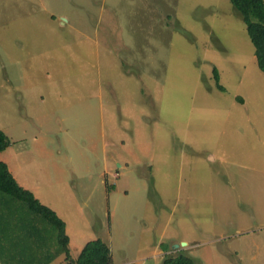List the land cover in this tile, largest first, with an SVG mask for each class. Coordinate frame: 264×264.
<instances>
[{"label": "rangeland", "instance_id": "1", "mask_svg": "<svg viewBox=\"0 0 264 264\" xmlns=\"http://www.w3.org/2000/svg\"><path fill=\"white\" fill-rule=\"evenodd\" d=\"M0 129L72 256L264 264V74L229 0H0ZM0 197V252L55 235Z\"/></svg>", "mask_w": 264, "mask_h": 264}, {"label": "trees", "instance_id": "2", "mask_svg": "<svg viewBox=\"0 0 264 264\" xmlns=\"http://www.w3.org/2000/svg\"><path fill=\"white\" fill-rule=\"evenodd\" d=\"M229 2L241 15L246 33L254 49L257 67L264 74V0H229ZM213 77L216 88L224 90L222 85L218 83V73L215 67L213 68ZM237 99L242 102L240 97ZM10 144L9 137L0 129V152L4 151ZM110 186L114 185L107 187L110 189ZM0 193L24 203L29 212L38 215L39 219L44 222L40 227L34 225L32 231L26 230L25 224H21L20 231L25 232V234L33 231L47 233L49 232L47 226H51V229L55 231V235L51 234L50 240L49 238H46L45 241L40 240V236L36 235L37 240H30V244L27 245L25 241L21 247L17 245V248L20 249L17 254L21 255L17 258L8 252L6 249L8 247H3L0 252V264H111L110 250L100 238L87 241L78 255L72 256L64 221L53 209L41 203L30 190L22 187L2 160H0ZM0 207L9 209L13 205L9 199L0 197ZM35 222L39 223L38 221ZM23 237L25 238L24 234ZM166 248L164 246V249ZM59 256L62 257L61 261L57 259ZM162 264L196 263L187 255L177 252L172 255H165Z\"/></svg>", "mask_w": 264, "mask_h": 264}, {"label": "crops", "instance_id": "3", "mask_svg": "<svg viewBox=\"0 0 264 264\" xmlns=\"http://www.w3.org/2000/svg\"><path fill=\"white\" fill-rule=\"evenodd\" d=\"M6 150V149H5ZM1 153V152H0ZM8 167V166H7ZM8 169H9V171L11 172V174L13 175V177L15 178V180L21 185V182H22V176L19 174V173H14L9 167H8ZM22 187H27L26 186V184H25V182H23V184L21 185ZM29 189L28 190H30L31 191V189H32V186L31 187H28ZM33 194H34V196L36 197V198H38L39 199V201L41 202V203H43V204H45V205H47L48 207H50L51 209H53L55 212H56V214L64 221V223H65V232H66V234L68 235V238H69V240H68V246H69V249H70V245H71V243H73V244H75L76 242H77V240H78V236L77 235H72L71 234V227L67 224V222H66V220L63 218V216L61 215V214H59V211H62V210H60V208H59V204H62L60 201H58V200H56L55 198H53V201H56V203H57V209H58V211L55 209V204L52 202V201H46V200H43L42 198H41V196L38 194V192H36V191H31ZM45 192V191H44ZM45 194H47V195H49L47 192H45ZM50 196V195H49ZM61 215V216H60ZM97 238H100V237H97ZM96 239V238H95ZM75 242V243H74ZM85 244V243H84ZM83 244V245H84ZM83 247V246H82ZM82 247H80V245L76 248V251H80L81 250V248ZM71 253V252H70ZM79 253V252H78ZM58 260H62V257L61 256H59L58 258H57Z\"/></svg>", "mask_w": 264, "mask_h": 264}, {"label": "water", "instance_id": "4", "mask_svg": "<svg viewBox=\"0 0 264 264\" xmlns=\"http://www.w3.org/2000/svg\"><path fill=\"white\" fill-rule=\"evenodd\" d=\"M174 247H178V245L174 246Z\"/></svg>", "mask_w": 264, "mask_h": 264}]
</instances>
